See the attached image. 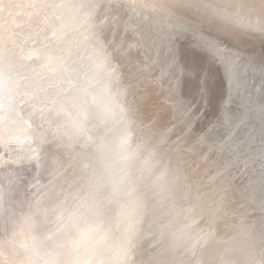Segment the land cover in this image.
Masks as SVG:
<instances>
[{
    "label": "snow or ice",
    "instance_id": "snow-or-ice-1",
    "mask_svg": "<svg viewBox=\"0 0 264 264\" xmlns=\"http://www.w3.org/2000/svg\"><path fill=\"white\" fill-rule=\"evenodd\" d=\"M0 166V264H264V0H0Z\"/></svg>",
    "mask_w": 264,
    "mask_h": 264
},
{
    "label": "bare ground",
    "instance_id": "bare-ground-1",
    "mask_svg": "<svg viewBox=\"0 0 264 264\" xmlns=\"http://www.w3.org/2000/svg\"><path fill=\"white\" fill-rule=\"evenodd\" d=\"M203 29H205V32H209L207 31V29H209L210 27L208 25H203L202 26ZM210 32H213V34H215V30L211 29ZM129 42H131V37H129ZM248 46H253L252 43L250 42ZM30 47H35L38 51L42 48L41 44H34V45H30ZM256 49L257 47H259V45H255ZM57 86H60L61 82L57 81ZM70 87V85H65V88ZM11 153H6L5 156H11ZM20 184V179H19V170L18 168L15 167H7V166H0V193H7V192H15V190L17 189V187ZM16 200L21 202L23 208L25 211H27V202L25 199V194L24 192L21 190L17 195H16ZM186 203V201H180L177 203L176 207L177 209H179L181 207L182 204ZM4 217H11L13 220L15 219L14 216L11 215V210L9 208H7L4 205H0V232H2V223H3V219ZM42 221V218H39ZM239 231L238 228H230L227 230H221L220 233V239H218L217 241H213L208 249L206 250V258L211 257V258H219L224 250V245L220 242V240H227L230 237H233L237 234V232Z\"/></svg>",
    "mask_w": 264,
    "mask_h": 264
},
{
    "label": "water",
    "instance_id": "water-1",
    "mask_svg": "<svg viewBox=\"0 0 264 264\" xmlns=\"http://www.w3.org/2000/svg\"><path fill=\"white\" fill-rule=\"evenodd\" d=\"M211 29H212V28H209V29H207V31H209V32H210V31H211ZM203 30H205V29H203ZM249 47L251 48L252 46H249ZM256 50H257V52H259V47H257V49H256Z\"/></svg>",
    "mask_w": 264,
    "mask_h": 264
}]
</instances>
